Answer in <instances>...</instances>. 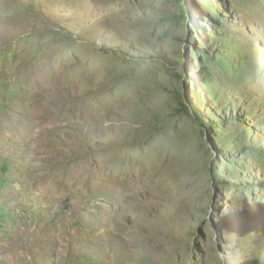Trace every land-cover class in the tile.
<instances>
[{
  "label": "rangeland",
  "instance_id": "1",
  "mask_svg": "<svg viewBox=\"0 0 264 264\" xmlns=\"http://www.w3.org/2000/svg\"><path fill=\"white\" fill-rule=\"evenodd\" d=\"M263 7L0 0V264H264ZM33 64L45 162L12 120Z\"/></svg>",
  "mask_w": 264,
  "mask_h": 264
},
{
  "label": "bare ground",
  "instance_id": "2",
  "mask_svg": "<svg viewBox=\"0 0 264 264\" xmlns=\"http://www.w3.org/2000/svg\"><path fill=\"white\" fill-rule=\"evenodd\" d=\"M263 10H264V7H263ZM262 16L264 19V11L262 12ZM9 75H11V78L13 79L12 84H19V85L24 86L25 93L22 96L20 95V98L26 100L25 102H14L13 103V106L11 109L14 112V117L12 118V120L15 123V125H16V123H21L20 124L21 127L26 126V125L30 128L36 127L34 131H32L31 129L30 130L28 129L29 130L28 132H22V134L25 137V139H27L29 142H31V144H34L35 142L38 141L37 144L31 146V151L32 150H36V152L38 151V154L40 155L41 161H43V162L50 161L51 159H53V156H52L53 152H51V150L48 149V147H47L50 145H49V142L46 141L45 136L47 134L44 132V130L46 131V129L49 127H55V126L57 127V125L60 126L62 124V121H67L66 117L64 115H62L60 109L57 106V100H55V94H56L55 92L56 91H54V88H52L53 90L50 88L51 89L50 91H52L51 92V96H52L51 99L47 102H44L42 100V93L44 92V90H43L41 83H40V81H41L40 80L41 79L40 74L38 73L36 66L34 64L30 68V70H27L26 68L22 67V68H19L18 71H12L11 70ZM53 85H54V83L52 84V86ZM31 95H35V97L36 96H39V97H36V99L33 98L34 99V102H33L32 99L26 98V97H29ZM30 98H32V97H30ZM3 121H5V120L0 118V124L3 123ZM78 167H80V166H78ZM73 173H74V175H76L75 172H73ZM76 176H75L76 178H78L79 176L81 177L83 185L90 178V175L88 172H87V174L85 173L84 177H83V173H78V172H77ZM43 178L46 179V181H47L49 179V176L47 175V176H44ZM78 181H76V182H78ZM88 183L89 182H87V184Z\"/></svg>",
  "mask_w": 264,
  "mask_h": 264
},
{
  "label": "trees",
  "instance_id": "3",
  "mask_svg": "<svg viewBox=\"0 0 264 264\" xmlns=\"http://www.w3.org/2000/svg\"><path fill=\"white\" fill-rule=\"evenodd\" d=\"M185 1V0H184Z\"/></svg>",
  "mask_w": 264,
  "mask_h": 264
}]
</instances>
